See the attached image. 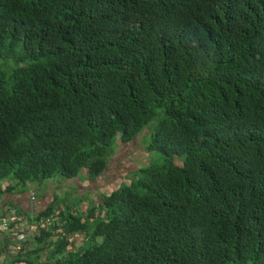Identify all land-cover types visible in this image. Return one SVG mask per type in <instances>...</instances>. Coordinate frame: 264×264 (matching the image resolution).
Here are the masks:
<instances>
[{
    "label": "trees",
    "instance_id": "16d2710c",
    "mask_svg": "<svg viewBox=\"0 0 264 264\" xmlns=\"http://www.w3.org/2000/svg\"><path fill=\"white\" fill-rule=\"evenodd\" d=\"M0 62L6 192L161 156L99 214L19 210L57 221L13 264H264V0H0Z\"/></svg>",
    "mask_w": 264,
    "mask_h": 264
},
{
    "label": "rangeland",
    "instance_id": "374dc122",
    "mask_svg": "<svg viewBox=\"0 0 264 264\" xmlns=\"http://www.w3.org/2000/svg\"><path fill=\"white\" fill-rule=\"evenodd\" d=\"M9 62L15 64L14 61ZM0 69H3L1 62ZM0 72L4 73L6 71ZM148 134V131H144L128 143H122L118 139L114 154L109 158L106 172L95 181L91 179L87 171H84L81 177L71 181L55 177L44 181L41 185L29 184L28 190L35 193V198L31 199L35 205V212H40L52 202H56L58 210H62L65 207L63 205H68L76 212L85 215L89 214L91 208H97L96 214H99L101 211L98 204L104 195H111L120 189L119 187L122 185H136L137 181L142 179L143 176L137 178L134 174L143 167L161 161V156L158 153L149 152L147 149V143L151 139H148ZM5 183L8 185L15 184L13 178L8 177L0 182V188ZM137 190H141V188ZM86 240L85 235H75V245L77 247L84 245L87 242ZM42 259H44L43 256Z\"/></svg>",
    "mask_w": 264,
    "mask_h": 264
},
{
    "label": "crops",
    "instance_id": "0c3cea01",
    "mask_svg": "<svg viewBox=\"0 0 264 264\" xmlns=\"http://www.w3.org/2000/svg\"><path fill=\"white\" fill-rule=\"evenodd\" d=\"M13 185H8L5 183L3 184V187L0 188V264H13L14 257L20 252L22 248L24 252H32L34 250V242L32 241V238H29L30 236L25 234V227H19L13 223H9L6 226L2 223V220L7 219L12 215H20L22 217L28 218L29 225H33L38 229V221L42 219L40 218L39 220H33V217L30 216L31 214L38 213L35 212V205L31 200L35 198V193L28 190L29 186L26 188L27 192L22 194L18 193L19 189H15L12 193L6 192V189ZM19 210H22L24 213L30 215L23 216ZM52 219L53 222L50 226H53L57 221L55 215H52V217L48 220ZM70 239L71 242H75V237H71Z\"/></svg>",
    "mask_w": 264,
    "mask_h": 264
},
{
    "label": "built area",
    "instance_id": "2783aa9c",
    "mask_svg": "<svg viewBox=\"0 0 264 264\" xmlns=\"http://www.w3.org/2000/svg\"><path fill=\"white\" fill-rule=\"evenodd\" d=\"M38 222H39V226H38V229H37L33 225H29L28 218L22 217L20 215H12V216H9L7 219H3L2 220V223L4 225H6V226L9 223H13V224H16L19 227H25V234H27L28 236L31 235L29 238H33L34 235L36 234V232L39 231V229H42V228L47 227V226H50L51 223L53 222V219L52 220H44L42 218Z\"/></svg>",
    "mask_w": 264,
    "mask_h": 264
}]
</instances>
